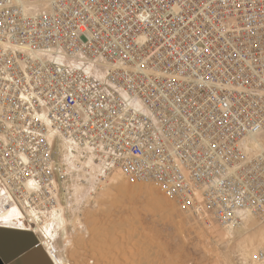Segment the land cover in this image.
Masks as SVG:
<instances>
[{"label": "built area", "instance_id": "built-area-1", "mask_svg": "<svg viewBox=\"0 0 264 264\" xmlns=\"http://www.w3.org/2000/svg\"><path fill=\"white\" fill-rule=\"evenodd\" d=\"M58 139L224 224L264 220V0H0V194L21 212L0 226L48 252Z\"/></svg>", "mask_w": 264, "mask_h": 264}, {"label": "rangeland", "instance_id": "rangeland-1", "mask_svg": "<svg viewBox=\"0 0 264 264\" xmlns=\"http://www.w3.org/2000/svg\"><path fill=\"white\" fill-rule=\"evenodd\" d=\"M62 148L71 177L68 202L61 201L65 226L55 237L59 264H140L112 246V236L123 240L122 233L133 238L130 247L149 251L146 264H258L257 249L264 243L261 218L224 224L205 204L181 205L154 183L138 182L118 168L105 172L98 159L74 146L73 154Z\"/></svg>", "mask_w": 264, "mask_h": 264}, {"label": "bare ground", "instance_id": "bare-ground-1", "mask_svg": "<svg viewBox=\"0 0 264 264\" xmlns=\"http://www.w3.org/2000/svg\"><path fill=\"white\" fill-rule=\"evenodd\" d=\"M57 145H58V150L61 152L63 149H62V144H61V141L60 139L57 140ZM72 154H73V150H72ZM135 185V184H134ZM118 188V187H117ZM134 188V187H133ZM136 188H137V185H136ZM135 189V188H134ZM137 193V192H136ZM5 195L3 194H0V212L1 210L4 212L3 214H0V221L2 222H5L6 224H14V219H16L20 214V210L18 207L14 206L12 208H9L8 207V200L7 197L6 199H4ZM67 194L65 192V194L63 195V202L67 203L68 200H67ZM140 201V200H139ZM154 203V202H153ZM63 208H62V207ZM64 212H65V207L63 206V204H59V207L57 209H54L51 211L50 215H49V219L47 220V228L49 230H51V235L53 237H56V234L58 235V232H60L59 230L62 229L63 226H65V215H64ZM56 218H59L57 220H59L58 222H56ZM57 232V233H56ZM61 233V232H60ZM64 233V232H63ZM131 234V236H138V233L135 232V231H132V232H129ZM61 235V234H60ZM122 237H123V240H119V238L117 237V235L115 236H112V246L114 248H116L117 251H122V254H128V252L131 254L129 255L132 259L130 260H133V263H144L146 264V262H148V258H149V251L147 252L146 250H144V248H136V247H130L128 244V242H131L132 239H130V235L128 234H125L122 233ZM61 237V236H60ZM126 239L130 240V241H127ZM55 240H58L55 238ZM60 240V239H59ZM60 243V242H59ZM133 243H136V242H133ZM132 243V245H134ZM150 243V242H149ZM146 243H144L145 245ZM152 244V243H151ZM137 245V244H136ZM135 246V245H134ZM59 247H60V244H59ZM66 247V246H65ZM152 247V246H151ZM46 249V248H45ZM53 249V248H52ZM149 250V249H148ZM53 251H56V253H53ZM50 250L48 253L49 255L52 257V259L54 260L55 264H59L58 263V260L56 258L57 256V248L55 247V244H54V249ZM107 251V250H106ZM110 251V250H109ZM128 251V252H127ZM60 252V251H59ZM58 252V253H59ZM111 252V251H110ZM121 253V252H120ZM151 253V252H150ZM123 254V255H124ZM61 255V261L60 262H64L62 259H64V256L62 255V253L60 254ZM122 255V256H123ZM100 256V255H99ZM107 256V255H106ZM59 257V256H58ZM114 257V256H113ZM116 257V256H115ZM128 256H125V258H127ZM152 257V256H151ZM115 259V258H114ZM150 259V258H149ZM118 260V258L116 259ZM148 260V261H146ZM130 263V262H129ZM115 264V262L113 263ZM148 264V263H147Z\"/></svg>", "mask_w": 264, "mask_h": 264}, {"label": "water", "instance_id": "water-1", "mask_svg": "<svg viewBox=\"0 0 264 264\" xmlns=\"http://www.w3.org/2000/svg\"><path fill=\"white\" fill-rule=\"evenodd\" d=\"M0 264L55 262L33 231L0 226Z\"/></svg>", "mask_w": 264, "mask_h": 264}]
</instances>
